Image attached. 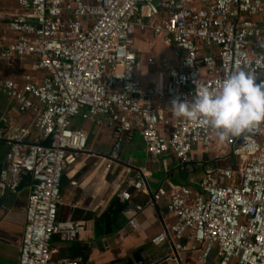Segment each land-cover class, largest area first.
Wrapping results in <instances>:
<instances>
[{"label":"built area","instance_id":"1","mask_svg":"<svg viewBox=\"0 0 264 264\" xmlns=\"http://www.w3.org/2000/svg\"><path fill=\"white\" fill-rule=\"evenodd\" d=\"M15 1V15L0 9V21L15 34L1 57L31 59L34 72L1 86L22 112L35 115L31 126L11 134L0 128V195L30 176L18 264H57L52 241L59 232L62 178L89 143L76 118L101 119L112 129V151L92 154L108 161L107 170L119 158L121 137L137 134L150 159L172 155L180 170L207 165L198 182L171 191L160 184L151 193L152 203L168 197L167 211L175 217L152 238L154 245L168 246L175 259L192 253L203 263L216 256L218 264H264V123L222 142L210 127L170 109L173 99L191 103L198 89L217 90L233 71L264 81V0ZM139 32L171 47L159 61L148 60L149 67L160 66V83L144 85ZM210 152L214 157H206ZM222 158L236 164H215ZM145 175L142 169L139 177L117 176L110 185L115 191L126 185L119 192L126 202L132 188L146 189ZM75 224L64 240L78 237ZM129 225L136 229V220Z\"/></svg>","mask_w":264,"mask_h":264},{"label":"crops","instance_id":"2","mask_svg":"<svg viewBox=\"0 0 264 264\" xmlns=\"http://www.w3.org/2000/svg\"><path fill=\"white\" fill-rule=\"evenodd\" d=\"M0 9L5 10L7 15H15L20 10L15 0H0ZM151 37L153 38L150 32H139L135 43L141 56L140 73L144 85L162 81L160 66L149 67V58L159 61L171 50L169 45L161 43L159 39L151 42ZM13 38L15 34L7 29V22L0 21V128L6 127L10 130V134L18 127L31 126L35 116L31 110L22 112L16 102L2 91L1 84L5 79L17 80L26 73L34 72L31 59L14 58L12 61L2 59L1 51L4 45ZM148 51L151 55L146 60L142 54ZM84 121L87 122L85 126L76 124L75 126L89 133L88 149L78 162L64 173L66 181L62 189L63 203L58 213L59 223H78L80 232L76 241L79 245L74 241L64 240L63 235L66 231L59 230L60 240L52 244L55 250V262L59 264L58 261L69 259L73 249L79 255L83 251L82 248L86 250L87 247L89 255L87 261L83 262L80 256L74 258L79 260L80 264H116L128 259L135 264L139 261L144 264H218L216 256H213L208 263H203L199 262L192 253H181L178 259H175L173 256L170 257L171 250L168 246H156L152 243V238L164 228L165 224L174 222L175 217L167 211L168 197L152 203L151 193H154L160 184L171 191L174 186L190 184L191 179L198 182L206 172L207 165L190 164L185 170H180L178 161L172 155L150 159L145 143L137 134L132 139H128L125 135L121 137L119 158L113 163L112 168L107 170L108 161L92 154L106 156L112 151L114 140L113 143L109 141L110 138L113 139L112 129L101 119ZM31 138H35L34 134ZM3 147L4 141L1 142L2 153H4ZM125 149L129 151L128 161L121 157ZM204 153L206 152L198 151V158L202 159ZM142 169L146 172V189L138 191L132 188L131 198L123 202L119 198V192L125 189L126 185L123 184L122 188L115 191L108 178L110 176L113 179L117 176L139 177ZM22 185L0 195V264H18L19 261L30 182ZM115 200L124 204L125 208L121 216L112 221V230L109 233L99 234L96 221ZM132 218L137 222L136 229L129 225V220Z\"/></svg>","mask_w":264,"mask_h":264},{"label":"clouds","instance_id":"3","mask_svg":"<svg viewBox=\"0 0 264 264\" xmlns=\"http://www.w3.org/2000/svg\"><path fill=\"white\" fill-rule=\"evenodd\" d=\"M170 109L178 118L210 127L223 142L264 123V81L243 69L233 71L217 90L198 89L191 103L173 99Z\"/></svg>","mask_w":264,"mask_h":264},{"label":"trees","instance_id":"4","mask_svg":"<svg viewBox=\"0 0 264 264\" xmlns=\"http://www.w3.org/2000/svg\"><path fill=\"white\" fill-rule=\"evenodd\" d=\"M3 158H4V153H2L0 151V171L2 169ZM65 181H66V177H64V175H63V178H62V189H63V186L65 184ZM28 182H30V176H25V178L22 181L21 185L22 184H28ZM22 186H25V185H22ZM0 204H1V199H0ZM124 208H125L124 204H122L119 201L115 200V202L104 212V214L100 218L97 219L96 224H97L98 233L99 234L109 233L112 230L111 229L112 221L115 220V219H118L121 216V212H122V210ZM57 240H60V237H58V233L54 235L52 244L54 243V241H57ZM73 241H74V243L76 245L78 244L76 239L73 240ZM82 249H83V251L79 255H77L76 254V250L73 249V254L69 257V259H74V258H76V256H80L82 258L83 262L87 261L88 258H89L88 251H87L88 248L86 247V250L84 248H82ZM116 264H135V262H133L132 260L128 259V260H126L123 263L121 261L120 262H116Z\"/></svg>","mask_w":264,"mask_h":264},{"label":"rangeland","instance_id":"5","mask_svg":"<svg viewBox=\"0 0 264 264\" xmlns=\"http://www.w3.org/2000/svg\"><path fill=\"white\" fill-rule=\"evenodd\" d=\"M152 38V37H151ZM156 40H155V38H152L151 39V42H155ZM161 41V40H160ZM159 41V42H160ZM158 42V41H157ZM161 43H162V41H161ZM157 48H159V47H157ZM144 54V55H143ZM142 54V56L145 58L146 57V60H147V58L149 57V55H151L150 53H149V51L147 52V53H143ZM144 63H146V61L144 60ZM75 124L76 125H80V126H85L86 124H87V122L86 121H84V120H82L81 118H76V121H75ZM111 140V142L110 143H113V139L112 138H110L109 139V141ZM214 152H210V154H208V157H214ZM121 157L123 158V159H125L126 161H128L129 160V158H130V156H129V151L127 150V149H125L124 151H123V153H122V155H121ZM223 160H221V161H215V164H218V165H223V166H229L231 163H234V164H236L235 163V161L233 162V160H232V162H231V160L230 159H226V158H222ZM112 180H113V178H112V176H110L109 178H108V181L111 183L112 182Z\"/></svg>","mask_w":264,"mask_h":264},{"label":"water","instance_id":"6","mask_svg":"<svg viewBox=\"0 0 264 264\" xmlns=\"http://www.w3.org/2000/svg\"><path fill=\"white\" fill-rule=\"evenodd\" d=\"M75 222H67V223H60L59 224V230L60 231H68L75 229Z\"/></svg>","mask_w":264,"mask_h":264}]
</instances>
